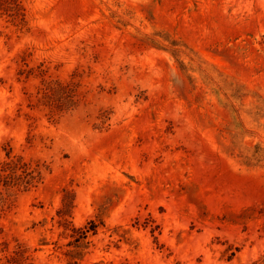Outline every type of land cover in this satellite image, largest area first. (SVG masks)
Listing matches in <instances>:
<instances>
[{"label":"rangeland","instance_id":"1","mask_svg":"<svg viewBox=\"0 0 264 264\" xmlns=\"http://www.w3.org/2000/svg\"><path fill=\"white\" fill-rule=\"evenodd\" d=\"M0 264H264V0H0Z\"/></svg>","mask_w":264,"mask_h":264}]
</instances>
